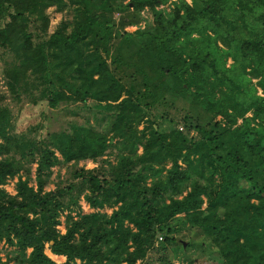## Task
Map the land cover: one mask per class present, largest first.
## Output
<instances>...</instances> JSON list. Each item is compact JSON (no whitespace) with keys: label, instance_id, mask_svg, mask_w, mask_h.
<instances>
[{"label":"trees","instance_id":"trees-1","mask_svg":"<svg viewBox=\"0 0 264 264\" xmlns=\"http://www.w3.org/2000/svg\"><path fill=\"white\" fill-rule=\"evenodd\" d=\"M43 1L69 4L73 13L70 23L35 39L26 18L42 17ZM102 1L115 5L0 0V46L13 56L4 66L9 89L16 93L30 74L44 84L50 106L89 98L108 120L30 139L9 131L12 114L0 101V184L22 159L35 162V186L20 176L14 193L0 186V240L16 246L0 264H56L45 244L64 255L59 264H139L157 234L176 241L174 216L198 228L223 264H264V0H127L148 7L152 19L121 33L98 11ZM166 2L167 9L156 8ZM131 42L124 54L121 44ZM162 89L205 117L184 113V129L171 118L161 126L150 109L164 99ZM115 136L120 152L111 164L102 156ZM84 159L95 165L74 167V183L43 189L51 165ZM165 160V168L154 165ZM73 187L92 210L67 212L61 232L60 210L80 208L76 196L64 202Z\"/></svg>","mask_w":264,"mask_h":264},{"label":"rangeland","instance_id":"rangeland-1","mask_svg":"<svg viewBox=\"0 0 264 264\" xmlns=\"http://www.w3.org/2000/svg\"><path fill=\"white\" fill-rule=\"evenodd\" d=\"M126 1L127 0H115V5H118L117 7H115V5L111 6V1L108 3L102 1L98 11H102L105 17L113 22L114 31L118 33L124 31L130 32L136 28L142 29L147 27L152 19L149 8L144 6L137 10L130 4L124 5ZM169 5L170 3L166 2L156 5V8L163 7L167 9ZM40 7L42 8V17L37 16L34 12L26 18L29 28L33 30L32 35L35 39H37V36H47V34L59 25L62 20L69 23L71 21L73 9L69 4L63 5L60 8L54 4H44L43 1ZM45 19L46 26L44 25ZM117 38L119 37H116L114 42L117 41ZM131 44L134 45L133 42L122 43L121 51L124 54H128V46ZM11 59H13L12 54L3 50L0 46V101L5 102L10 108L12 126L9 131L12 133L25 138L36 139L44 135L46 131L68 129L72 123L80 124L85 122V120H89L96 128H102L103 125L108 122L105 115L101 114L96 108H93L91 105L92 100L89 98H86L84 102L61 101L54 106H50L46 100L47 90H45L44 84L34 79L30 74L17 86L16 93L12 92L7 86V77L4 72L5 63ZM229 62L230 58H227L226 63ZM145 69L148 72L147 74L152 78L155 76L153 71L148 70L146 67ZM254 80L255 78H252V81ZM134 86L136 87L137 83H135ZM159 92L164 99L160 100L159 98L158 102L152 104L150 114L155 116V119L161 126L167 127L169 124L167 122L168 118H171L176 122L178 128L184 129V113L191 115L194 119L199 121H201V117H205L204 113H202L199 108L191 107L187 99L179 97L168 90L162 89L159 90ZM257 92H260L258 87ZM161 112H165L166 115H161ZM247 114H249V112H247ZM218 118V116H215L213 119ZM140 127L141 123L137 125V128ZM188 134L194 138L197 136L193 129H190ZM118 141L119 137L115 136L111 140V145L108 146L106 152L102 156L111 164L115 163L117 153L120 152L116 146ZM140 150V146H138L137 153H139ZM55 153L60 157L57 151H55ZM21 162L22 166L19 170L14 175L7 176L4 182L0 184L8 193L15 192V181L18 176L21 178L26 177L28 184L35 186V162L26 159H22ZM93 165H95V162L90 159L78 160L76 162H62L60 160L45 171L43 189H51L56 185L65 186L66 183L69 182L74 183L75 178L72 176L74 167L83 166L87 168ZM154 165H162L165 168L169 165V161L165 160L162 163L154 162ZM161 174H163V172ZM148 180L149 178H147L146 181ZM76 188L77 187H73L69 192L63 195V199L64 202H66L69 196H76L77 204L80 208L76 209V206L69 203V205H72L70 207L71 210L69 207H63L60 210L58 215L59 223L56 227L61 232L64 230V217L67 212L74 215L76 210H92L84 200L82 194L79 193V195H76L78 192ZM110 208L109 206H103L99 208V210L109 212ZM176 217L178 216H174L169 220V224L173 226L174 229L171 233L184 240L185 244L182 245L180 240L169 243L163 242V235L157 234L153 240V247L148 249L146 256L139 264H223L214 246L209 244L208 240L202 236L200 230L196 227H189L186 222ZM158 235H160V238ZM15 247L14 244L8 243L6 239H1L0 257L3 259L5 256L11 255L14 253ZM47 248V244H45L44 250ZM26 250L28 251L29 248ZM55 259L58 264L61 262L58 258ZM192 259L193 261L190 263ZM10 262H12V260H10ZM73 264H80V261L76 259Z\"/></svg>","mask_w":264,"mask_h":264},{"label":"crops","instance_id":"crops-1","mask_svg":"<svg viewBox=\"0 0 264 264\" xmlns=\"http://www.w3.org/2000/svg\"><path fill=\"white\" fill-rule=\"evenodd\" d=\"M44 252L49 256L51 257L54 261L56 260L55 258H58L59 260H63L64 259V255L62 254H56V253H53L51 252L48 248L46 250H44ZM56 262V261H55ZM57 263V262H56ZM58 264V263H57Z\"/></svg>","mask_w":264,"mask_h":264},{"label":"water","instance_id":"water-1","mask_svg":"<svg viewBox=\"0 0 264 264\" xmlns=\"http://www.w3.org/2000/svg\"><path fill=\"white\" fill-rule=\"evenodd\" d=\"M175 239H176V240H180V242L182 243V245H184V244H185V241H184V240H182V239H180L178 236H175Z\"/></svg>","mask_w":264,"mask_h":264},{"label":"built area","instance_id":"built-area-1","mask_svg":"<svg viewBox=\"0 0 264 264\" xmlns=\"http://www.w3.org/2000/svg\"><path fill=\"white\" fill-rule=\"evenodd\" d=\"M158 237L160 238V235H158Z\"/></svg>","mask_w":264,"mask_h":264}]
</instances>
